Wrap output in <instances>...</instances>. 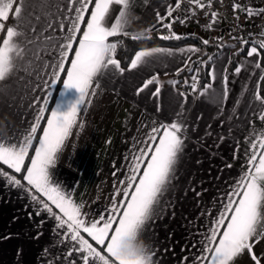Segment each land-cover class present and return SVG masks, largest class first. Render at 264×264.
Wrapping results in <instances>:
<instances>
[{
  "label": "crops",
  "instance_id": "1",
  "mask_svg": "<svg viewBox=\"0 0 264 264\" xmlns=\"http://www.w3.org/2000/svg\"><path fill=\"white\" fill-rule=\"evenodd\" d=\"M62 2L66 7V0ZM175 2L148 0L146 4L145 0H134L131 11L137 19L128 29L129 37L158 32L162 26L157 23L156 13L166 16L169 6L174 7ZM120 7H111L107 19L109 26ZM177 12L178 9L174 10L172 16L175 17ZM229 19L230 16L219 14L218 22L213 25L212 36L220 42L221 52L210 60L209 81L201 90L196 88L193 91L190 84L192 88L184 91L177 78V74L189 67V61L204 51L194 43L143 48L168 51L146 58L145 63L136 69L129 70V65L122 74L109 73L104 77L91 106L81 113L83 129H73L52 169L54 180L71 193L75 203L82 205L87 219L96 220L98 214H108L106 210L112 206L116 188L123 187L120 181L125 180L129 163L125 157H131L133 151L143 147L141 142L147 139L153 126L172 122L182 111L187 139L178 165V179L173 182L174 189L164 197L161 217L151 224L142 239L143 244L158 249L159 264H194L202 247L200 242L222 208L224 193L247 169L250 143L254 139L250 136L253 128L257 131L264 129V122L257 118L259 107L254 99L255 93L261 95L259 83L264 75L260 47L258 56L249 57L247 52L254 43L229 38ZM171 20L172 17H168L165 23ZM8 22L6 28L14 25V17ZM43 26V23L37 25V33ZM56 28L51 34L53 39H60L63 33L59 32L58 25ZM29 39H32L30 33ZM78 39L74 49L78 46ZM25 48L27 55L20 62L19 70L2 86L6 94L0 96V132L6 136L19 135L28 127L35 114L29 104L36 95H43L33 91L36 84L43 83L40 78L43 72L40 77L36 75V66L41 60H36L34 54L45 62L51 59L46 53L52 49L46 48L43 36ZM189 48L198 51L189 52ZM237 55V63L229 72L231 59ZM257 63L260 67H256ZM237 67L241 68L239 73L235 71ZM213 71L215 79L210 75ZM154 76L158 83L149 85L137 95V89ZM208 85H211L208 92L201 95ZM157 87L159 94L153 96ZM225 87L227 98L223 99ZM45 123L46 119L41 123L39 135ZM0 169L12 174L5 165L0 164ZM16 175L19 178L21 174ZM120 199L116 197V200ZM40 208L26 191L8 186L0 178V264H69L70 261L82 264L76 252L65 259L73 242L63 238V230L57 228V221L49 213L40 211L37 215ZM253 252L264 264V241L256 244ZM184 257L188 258L187 261ZM235 264L255 262L250 255L244 254L236 259Z\"/></svg>",
  "mask_w": 264,
  "mask_h": 264
},
{
  "label": "snow or ice",
  "instance_id": "2",
  "mask_svg": "<svg viewBox=\"0 0 264 264\" xmlns=\"http://www.w3.org/2000/svg\"><path fill=\"white\" fill-rule=\"evenodd\" d=\"M133 2L66 0L65 7L62 0H0V33H5L0 41V96L6 94L2 87L4 82L19 70L20 62L27 55L25 45L39 41L43 36L46 48L52 49L46 53L51 56L46 62L34 54L36 60H41L36 66V75L40 77L43 72V77H40L43 83L36 84L33 91L43 95H36L29 104L35 113L32 121L19 135L6 136L0 132V164L12 170L10 174L0 169V178L8 186L26 191L41 206L37 215L45 211L57 221V228L63 230V238L73 242L65 259L76 252L82 264H159L156 257L158 249L143 244L142 239L151 224L161 217L164 197L175 187L173 182L178 179V165L187 139L182 111L172 122L153 126L147 139L141 142L143 147L133 151L131 157H125L129 163L125 180L120 181L123 187L116 188L112 206L106 210L108 214H98L96 220L89 221L87 214L82 212V205L75 203L71 193L53 178L52 169L73 129L84 127L81 113L91 106L101 80L109 73L122 74L125 71L115 58L120 41L111 42L109 38L130 35L128 29L137 19L131 11ZM187 2L194 6L188 10L191 15H195V8L203 10L212 6V0L207 4L203 0ZM113 5L121 7L109 26L107 19ZM180 7L181 0H176L174 7L169 6L166 16L157 12V23L171 31L172 23L179 19L172 13ZM232 11L234 14L242 11L248 19L264 16V7H245L235 2ZM210 15L208 27L218 22L219 13L212 11ZM10 17H14L15 23L5 30V22ZM168 17H172V21L165 23ZM188 18L185 16L179 22L183 24ZM235 18L239 19V16L235 15ZM41 23L44 26L37 33V25ZM56 25L63 33L60 39H53L51 34L57 30ZM29 33L32 39H29ZM142 36L132 34L131 39L139 40ZM78 37V46L74 49ZM161 38L181 39L175 33ZM203 43L208 44L209 41L204 40ZM259 47L264 48V42ZM167 51L162 48L138 51L130 62L129 70L145 63L146 58ZM187 51L196 52L198 49L189 48ZM247 55L258 56V46L254 44ZM256 67H260L259 63ZM235 71L239 73L241 68L237 67ZM210 75L215 79L214 71ZM195 81L194 76L193 91H196ZM154 83H158L155 76L145 81L136 94ZM210 87H205L201 95L206 94ZM159 91L157 87L153 96H157ZM226 98L225 87L223 99ZM254 99L259 107L257 118L264 122V97L257 92ZM45 119L42 134L38 136ZM250 136L254 139L250 143L247 169L224 193L222 208L200 242L202 247L194 258V264H235L236 259L244 254L250 255L255 264H261V258L253 248L264 241V129L257 131L253 128ZM30 152L33 154L29 155ZM16 174L21 175L18 178ZM117 196L121 199L116 200ZM187 259L184 257V261ZM69 264L76 262L70 261Z\"/></svg>",
  "mask_w": 264,
  "mask_h": 264
},
{
  "label": "built area",
  "instance_id": "3",
  "mask_svg": "<svg viewBox=\"0 0 264 264\" xmlns=\"http://www.w3.org/2000/svg\"><path fill=\"white\" fill-rule=\"evenodd\" d=\"M234 2L242 4L245 7L249 5L254 8L264 7V0H222V2L221 0H218L216 2L212 1L211 8L206 7L203 10L195 8V15H191L188 10L194 8V6L189 4L187 1L182 0L181 7L177 12L178 14L175 16L179 19L172 23L171 31L167 28L161 27L158 31L160 33L159 35L170 36L171 33H175L179 36H198L203 41H216L212 36L213 25L208 27L211 22L210 13L212 11H216L220 15L222 14L224 16L231 17V19L227 22L229 38L241 40L247 43H261L264 38V16L248 19L242 11L234 14L232 11V5ZM235 15H238L239 19H236ZM185 16H189V18L185 23H180L179 20L184 19Z\"/></svg>",
  "mask_w": 264,
  "mask_h": 264
},
{
  "label": "trees",
  "instance_id": "4",
  "mask_svg": "<svg viewBox=\"0 0 264 264\" xmlns=\"http://www.w3.org/2000/svg\"><path fill=\"white\" fill-rule=\"evenodd\" d=\"M162 36H159L156 32L147 36H142L139 40H132L131 36H117L112 37L110 40L112 42L120 41L116 50V57L120 61V65L123 68H126L130 65V62L134 56V54L143 48L157 46V45H165V46H181L186 43H194L199 49L204 50L201 53H198L195 57L191 59L190 65L188 68L183 70L181 73L177 74V78L179 79L180 85L184 91H189L192 87L188 83V80L191 75L195 74L196 77V88L201 90L205 85H207L209 81V63L210 60L215 58L221 52V44L216 41H210L208 44H204L203 40L198 36H180L181 39H162ZM261 43L256 44L259 46ZM261 51V63L264 66V48H260ZM243 53V52H242ZM238 55L233 56L231 59V64L229 67V72L232 71L237 63ZM260 84V93L261 96L264 97V75ZM55 95V94H54ZM39 136V132L37 133ZM32 155V152L29 153ZM28 161L26 160V164Z\"/></svg>",
  "mask_w": 264,
  "mask_h": 264
},
{
  "label": "rangeland",
  "instance_id": "5",
  "mask_svg": "<svg viewBox=\"0 0 264 264\" xmlns=\"http://www.w3.org/2000/svg\"><path fill=\"white\" fill-rule=\"evenodd\" d=\"M9 24V22L7 23L6 22V24H5V28H6V26ZM158 35L160 34L159 32H156ZM2 36H3V33H1L0 34V40H1V38H2ZM159 36H161V35H159ZM195 76V74H193V75H191L190 76V78H189V80H188V83L189 84H191V85H193V77ZM192 81V82H191ZM195 83H196V81H195Z\"/></svg>",
  "mask_w": 264,
  "mask_h": 264
},
{
  "label": "water",
  "instance_id": "6",
  "mask_svg": "<svg viewBox=\"0 0 264 264\" xmlns=\"http://www.w3.org/2000/svg\"><path fill=\"white\" fill-rule=\"evenodd\" d=\"M264 42V38L262 39L261 43Z\"/></svg>",
  "mask_w": 264,
  "mask_h": 264
}]
</instances>
